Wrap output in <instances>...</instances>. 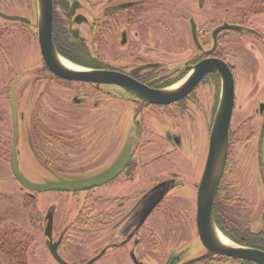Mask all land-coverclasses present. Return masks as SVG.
Masks as SVG:
<instances>
[{
    "label": "flooded vegetation",
    "instance_id": "obj_1",
    "mask_svg": "<svg viewBox=\"0 0 264 264\" xmlns=\"http://www.w3.org/2000/svg\"><path fill=\"white\" fill-rule=\"evenodd\" d=\"M187 1L180 0L176 6L172 0H52L55 57L90 73H105L98 80H84L61 74L48 61L41 38L39 0H0V91L9 90L14 135L20 131L18 91L20 82H24L27 95L35 96L30 109L34 134L27 142L35 159L44 167L56 161L60 172L71 171V164L85 165L71 174L74 177L36 181L22 168L15 137L9 149L13 180L37 203L38 196L45 192H55L64 201L62 209L57 203L49 208L44 219L45 243L36 250L25 247L21 264H33L35 258L40 259V264H264V102L258 112L262 127L257 152L263 195H249L245 185L242 198L234 188L235 198L247 209L242 214L233 206L237 201L231 197L232 183L225 186L224 179L229 168L237 87L241 83L233 59L245 63L250 59L246 52L236 54L239 51L233 48V41L227 49L222 46L223 39L244 44L251 37L264 49V26L254 19L264 13L246 15L243 9L247 4H239L232 21L225 20L212 29L211 46H205L208 31L203 28L209 25H200L197 18L191 17V37L197 52L177 63L180 67L173 72L172 61L181 54L173 34L182 30L185 34L187 30ZM193 2L200 12L214 4V0ZM27 5L30 13L18 12ZM224 23L240 25L244 30L225 29L215 37V30ZM230 32L240 34V39ZM157 38L161 45H156ZM217 58L224 60L233 73L235 100L225 171L213 202L215 232L229 244L257 252L253 256L213 252L199 228L198 198L223 95L220 72H207L186 95L168 103L150 102L129 88L141 84L155 90L177 89L192 75L193 67ZM255 60V71L252 67V75L247 77L255 79L247 103L256 100L263 90L264 61L260 64L257 57ZM17 67L22 70L11 79ZM106 73L118 75L123 82L108 81ZM208 79L217 84L221 81L222 85L220 103H212L211 107L208 99L205 105L196 93ZM72 84L83 87L73 88ZM49 101L59 106L54 110L59 115L51 113ZM81 111L86 123L79 122ZM128 121L132 124L130 131L122 136L124 122ZM205 121L212 127L203 156L199 145ZM109 124L115 125L120 137L109 136ZM155 132L164 144L154 146ZM67 154L75 156L68 158ZM76 156H82L81 160ZM64 180L95 183L80 190L41 191L30 187ZM225 201L233 208L223 205ZM248 201L255 204L254 212L248 211ZM44 255L46 260L42 259Z\"/></svg>",
    "mask_w": 264,
    "mask_h": 264
},
{
    "label": "rangeland",
    "instance_id": "obj_2",
    "mask_svg": "<svg viewBox=\"0 0 264 264\" xmlns=\"http://www.w3.org/2000/svg\"><path fill=\"white\" fill-rule=\"evenodd\" d=\"M175 1L176 6H179L180 0H172V3ZM251 0H214V4L208 5L207 8L204 11H198V5L194 4L193 0L187 1V23L186 24V32L185 34L182 32H174V36L177 39H173V42H177V46L181 47L180 55H176V61H172V65L170 66L173 70V72H176L175 67H180L177 63H183L185 59L191 58L194 53L197 52L193 40L191 37V30H190V18L195 17L199 21L200 25H206L209 26L203 27L207 33H205V46H211L212 45V39L209 38L210 33L212 32V29H214L217 25L222 24L225 20H233V17L235 13L237 12V6L239 4H249ZM27 6H24L20 8L18 12L21 13H30ZM257 20V22L264 26V16H259L254 18ZM173 25H171L172 27ZM181 26V25H179ZM182 27V26H181ZM174 29V27L172 28ZM85 31V30H84ZM181 33V34H179ZM178 34V35H177ZM232 36L238 37L240 39V34L236 35L234 32L229 33ZM244 36V35H243ZM231 37V36H230ZM246 37V36H245ZM249 38V39H248ZM251 37H247V42L244 44L235 42L237 40L233 39H223L222 40V46L223 48H229V44L231 41H233V48H238L236 52L237 55H239L242 52H246L249 54V61L247 63L243 62L242 59L234 58L233 61L236 65L237 74H238V81L241 82L239 87H237V102H236V110L234 114V118L232 121V138H231V147H230V156H229V168L226 171L225 174V186L231 185L233 186L230 193H233V189L235 188V191L239 190L240 197L244 198V186L249 187V195L253 196H259L261 197L263 195V189L261 182L259 180V166H258V158H257V152H258V145L260 146V130L262 127V118L258 114L259 107L262 102H264V84L262 86L263 90H261L260 95L256 100H253L249 103L248 97L249 92L251 88L253 87L255 83V79L253 80H247V77L252 75V67L255 71L256 67V60L255 58L259 60L260 64L261 61H264L263 52L264 50L262 45L260 43H256L254 39H250ZM163 40V39H161ZM167 39H165L166 41ZM230 40V41H229ZM240 41V40H239ZM157 44L161 45L159 42V39L157 38ZM183 46V49H182ZM221 46V47H222ZM161 51V50H159ZM235 51V50H234ZM255 51V54L252 53ZM176 64V65H175ZM175 65V66H174ZM79 67V66H78ZM261 67V65H260ZM20 67H17L15 73L12 75L11 79H13L18 72H20L22 69H19ZM28 78V77H26ZM214 79H208L206 82H204L197 90V94L200 97L201 102H203L205 105L207 99L209 100V107H211L213 104L216 105V103H220L221 98V81H219V84L213 83ZM182 82L177 84L176 86L181 85ZM24 82H20V90L19 93V100H18V110H19V123L18 126L20 128L19 134L17 136L14 135V124H13V117L11 113V109L9 106L8 101V92L7 88L4 91H0V230L3 228H13L19 229L15 236L18 237V234L20 232H24L27 230L32 237L31 243L29 246L32 247V249H40V247L43 246L45 243V238L43 236V228H44V221L45 215L47 211H49L50 207H53L55 203L58 204L60 209L64 207V201L63 199L59 198V195L55 192H45L41 193L38 196V203L35 202L33 199L28 197L25 194V190L20 186L18 182L13 180V174L10 168V152L9 149L12 147L13 141L15 137L18 140V146L20 148V161L22 162V168L24 172L29 175L31 178H33L36 181H44L46 179L53 180L56 178L61 177H70L72 173L77 172V169L83 168L85 165H79V164H71L70 170H62L66 172H60L57 171V164L56 161L53 163L50 161L48 164V167H44L39 163L35 156L32 154V152L29 149V145L27 144L28 138L30 135H33L34 132L31 130L32 127V120H31V114L30 109H33L34 98L29 97L27 95V91L25 90V85H23ZM72 84L71 87L77 88V87H83L79 85ZM70 86V85H67ZM85 90V89H84ZM71 91H67V93H70ZM72 93V92H71ZM73 95H76L74 92ZM61 96V94H60ZM61 100H64L61 96ZM213 103V104H212ZM40 104V103H39ZM49 109L53 110L51 113L58 114L57 112H54L55 109H60L58 105L55 103H52L49 101ZM58 104V103H57ZM42 105V104H41ZM43 106V105H42ZM41 106V107H42ZM128 116L131 114V107L128 108ZM115 110V108H113ZM125 112V110H124ZM82 115L81 119H79V122L86 123L87 119L84 117V111H81L80 113ZM153 116L150 113V117ZM145 118L149 119V116L145 114ZM163 119V118H162ZM164 120V119H163ZM251 120V121H250ZM132 121V119H130ZM147 121V120H146ZM162 123L164 121L160 120ZM30 124V126H29ZM131 123L124 122L122 136L127 135L130 131ZM182 125V124H180ZM29 126V128H27ZM54 126L61 127L59 124H55ZM164 124L162 128H164ZM211 123L209 121L204 122V132L202 135V140L199 145V147L202 149V153H204L203 156H205L206 153V136L209 135V131L211 128ZM31 130V132H30ZM108 134L109 136H115L120 137L118 129L115 127V125H108ZM149 137L148 135L145 136V138ZM35 139V138H34ZM154 142L155 145H161L164 144V140L160 137V134L155 132L154 136ZM117 145H113L112 147H115ZM54 147H58L57 145H54ZM68 158H71L72 156H75L73 154H67ZM109 158L111 155H108ZM82 156L77 157L76 160L80 161ZM31 163V165L29 164ZM185 164V161H184ZM94 165V164H92ZM55 168V169H54ZM75 169V170H72ZM85 174V173H83ZM82 174V175H83ZM80 176V175H77ZM74 177V176H71ZM233 182L237 183L236 185H233ZM245 186V187H246ZM247 190V189H246ZM248 193V191H247ZM233 199H235L237 202L233 205L235 208L240 209L241 212H247L245 204L237 200L235 197V194L233 193L231 195ZM248 203L251 205V209L248 211L255 210V204L253 201H248ZM223 205H230L228 202H222ZM230 208H233L231 205ZM194 209V208H193ZM242 212V214H243ZM252 218H255V215L252 216ZM46 220V219H45ZM12 230V231H13ZM24 230V231H23ZM9 244L7 245L10 247L8 248L9 251L7 253H4L3 251H0V264H21L24 260V258L17 257V253L20 250L19 245L12 246L13 243L17 244L15 241L14 236L10 238ZM20 247V248H19ZM31 250V249H30ZM30 252V251H29ZM35 258L34 262H31L33 264H40V259L36 261ZM42 259L46 260V256L44 255Z\"/></svg>",
    "mask_w": 264,
    "mask_h": 264
},
{
    "label": "water",
    "instance_id": "obj_3",
    "mask_svg": "<svg viewBox=\"0 0 264 264\" xmlns=\"http://www.w3.org/2000/svg\"><path fill=\"white\" fill-rule=\"evenodd\" d=\"M41 5V38L45 46V55L50 63L61 72V74H71L78 79H100L102 72H87L84 69L75 70L66 67L54 55V47L51 41L52 36V20H53V4L52 0H39ZM225 29L244 30L240 25L224 23L215 30L217 34ZM51 43H50V41ZM217 42V39H215ZM194 72L179 88L174 90H155L145 87L141 84L129 87L134 92L150 102L168 103L186 95L191 91L201 78L210 71H218L223 78V95L220 103L218 115L213 126L211 136L210 154L205 170V174L201 183L199 193V228L201 230L204 242L212 248L213 252L230 254L235 256H253L257 252L250 249L240 248L232 244L223 243L217 237L215 232V223L213 219V202L220 186L221 178L225 171V164L229 150V128L231 122L232 111L235 100V80L233 73L228 64L222 59L204 60L196 67H193ZM64 74V75H65ZM65 75V76H66ZM96 75V76H95ZM109 77L108 81L123 82L120 77L114 73H106ZM95 76V77H93ZM103 78V76H102ZM105 80V78H103ZM126 84V83H124ZM95 180H79V181H59L49 182L45 185L30 186L32 189L41 191L48 190H80L94 184ZM263 257V256H262Z\"/></svg>",
    "mask_w": 264,
    "mask_h": 264
},
{
    "label": "trees",
    "instance_id": "obj_4",
    "mask_svg": "<svg viewBox=\"0 0 264 264\" xmlns=\"http://www.w3.org/2000/svg\"><path fill=\"white\" fill-rule=\"evenodd\" d=\"M243 10H246V15L249 16L264 13V0H253L252 2L247 4L246 8ZM241 13L246 16L244 12L241 11ZM12 230L13 228H2L0 230V251H3L4 253H7V251H9L8 248L10 249V247L7 245H10L9 240L14 236L17 244L13 243L12 246L19 245L21 247H19L20 250L17 253V257H21V255L23 254L22 252L25 251V247H28V245H30L31 243V234L27 230H23L24 232H20L17 237L15 236V233L19 229H14L13 231Z\"/></svg>",
    "mask_w": 264,
    "mask_h": 264
},
{
    "label": "bare ground",
    "instance_id": "obj_5",
    "mask_svg": "<svg viewBox=\"0 0 264 264\" xmlns=\"http://www.w3.org/2000/svg\"><path fill=\"white\" fill-rule=\"evenodd\" d=\"M62 62H63L67 67H69V68H71V69H75V70H80V69H82V68H80V67H78V66L72 64L71 62L65 60V59H62ZM84 71H85V70H84ZM218 236H219V238H220L224 243H226V244H229V243H230V241H229L228 239H226L225 237H223V235H221L220 233L218 234Z\"/></svg>",
    "mask_w": 264,
    "mask_h": 264
}]
</instances>
